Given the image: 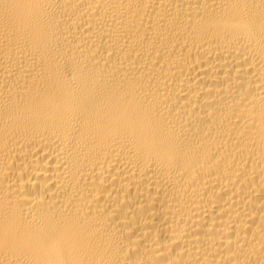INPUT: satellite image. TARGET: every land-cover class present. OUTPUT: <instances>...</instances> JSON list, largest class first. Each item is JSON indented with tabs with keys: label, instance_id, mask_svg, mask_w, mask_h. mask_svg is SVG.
Listing matches in <instances>:
<instances>
[{
	"label": "bare ground",
	"instance_id": "bare-ground-1",
	"mask_svg": "<svg viewBox=\"0 0 264 264\" xmlns=\"http://www.w3.org/2000/svg\"><path fill=\"white\" fill-rule=\"evenodd\" d=\"M0 264H264V0H0Z\"/></svg>",
	"mask_w": 264,
	"mask_h": 264
}]
</instances>
